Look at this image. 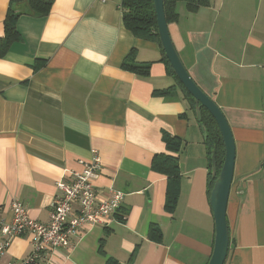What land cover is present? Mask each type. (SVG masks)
<instances>
[{"label": "crops", "instance_id": "obj_1", "mask_svg": "<svg viewBox=\"0 0 264 264\" xmlns=\"http://www.w3.org/2000/svg\"><path fill=\"white\" fill-rule=\"evenodd\" d=\"M47 1L41 16L27 0H0V40L9 9L19 14L18 38L0 41V215L9 221L17 200L47 224L56 184L96 151L95 185L124 194L114 221L78 231L68 252L35 264H208L210 155L159 43L126 30L121 0ZM174 12L171 41L234 141L224 264H264V0H208L195 11L177 2ZM167 157L175 175L163 171L172 170ZM30 252L29 238L15 237L0 263Z\"/></svg>", "mask_w": 264, "mask_h": 264}, {"label": "built area", "instance_id": "obj_2", "mask_svg": "<svg viewBox=\"0 0 264 264\" xmlns=\"http://www.w3.org/2000/svg\"><path fill=\"white\" fill-rule=\"evenodd\" d=\"M80 164L81 170L71 173L70 183L56 184L58 195L51 203L47 224L31 219L19 201L10 202V220L6 221L0 215V259L15 237H28L31 252L25 259L8 264H35L51 251L68 252L71 238L78 231L94 226L108 227L114 221L124 194L114 189L103 193L95 185L101 171L96 151L91 152L89 160Z\"/></svg>", "mask_w": 264, "mask_h": 264}, {"label": "water", "instance_id": "obj_3", "mask_svg": "<svg viewBox=\"0 0 264 264\" xmlns=\"http://www.w3.org/2000/svg\"><path fill=\"white\" fill-rule=\"evenodd\" d=\"M153 8L160 47L176 79L193 98L195 118L199 127L204 133V128L200 123V111L201 108H204L214 119L223 142L224 160L218 174H216L214 151H212L211 155L210 173L212 178H214V182L210 191L209 202L214 218L215 235L213 251L208 264H224L229 248L226 205L233 178L235 157L234 141L230 128L218 106L195 84L185 69L170 38L163 10V0H153ZM15 13H18V11H15Z\"/></svg>", "mask_w": 264, "mask_h": 264}, {"label": "trees", "instance_id": "obj_4", "mask_svg": "<svg viewBox=\"0 0 264 264\" xmlns=\"http://www.w3.org/2000/svg\"><path fill=\"white\" fill-rule=\"evenodd\" d=\"M177 2H184L186 8L189 11H195L197 8L208 4V0H163V10L167 24L175 20L176 14L174 12V7ZM27 3L30 5L32 10L35 11L36 14H40L41 16L45 15L51 6V2L47 0H27ZM120 8L122 10L123 25L126 28V30L131 32V34L136 38L144 39V40H152L159 43V37L157 35V29H156V17L153 8V0H121ZM27 12L28 13L31 12L29 7H27ZM16 15L19 14L11 11L10 8L8 12V17L4 22L5 36L3 39L0 40L1 42L4 43V45H9L11 42L15 41L18 38L17 36L18 34L14 26L15 25L14 20ZM163 61L168 69V72L175 77L165 56ZM123 66L138 75L141 76L148 75V68H149L148 66L127 65L125 63ZM177 82L195 115L193 98L186 92V90L178 80ZM200 118H201L200 123L204 128V133H203L204 144L206 145L208 154L210 155V163H211L212 151H214L215 162H216V174H218L224 160L223 142L214 119L209 115V113L204 108H201ZM163 139L168 148L174 147L173 139H171L168 136H164ZM164 162L169 163L170 167H172V170L168 172L167 168H163V171L170 173L171 175H175L176 165L173 164L172 159L167 157L164 159ZM154 168H156L155 165ZM213 182H214V178L211 179L212 186H213ZM108 264H113V263L109 262Z\"/></svg>", "mask_w": 264, "mask_h": 264}]
</instances>
